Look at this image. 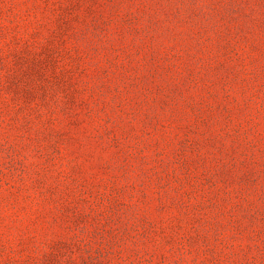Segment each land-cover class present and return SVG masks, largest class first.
<instances>
[{
  "label": "rangeland",
  "instance_id": "1",
  "mask_svg": "<svg viewBox=\"0 0 264 264\" xmlns=\"http://www.w3.org/2000/svg\"><path fill=\"white\" fill-rule=\"evenodd\" d=\"M0 264H264V0H0Z\"/></svg>",
  "mask_w": 264,
  "mask_h": 264
}]
</instances>
